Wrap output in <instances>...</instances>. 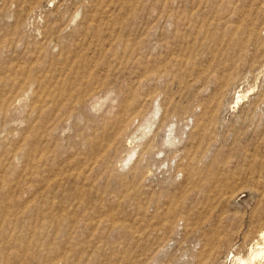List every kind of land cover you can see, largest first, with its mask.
<instances>
[{
	"label": "rangeland",
	"instance_id": "rangeland-1",
	"mask_svg": "<svg viewBox=\"0 0 264 264\" xmlns=\"http://www.w3.org/2000/svg\"><path fill=\"white\" fill-rule=\"evenodd\" d=\"M260 235L264 0H0V264H239Z\"/></svg>",
	"mask_w": 264,
	"mask_h": 264
},
{
	"label": "bare ground",
	"instance_id": "bare-ground-1",
	"mask_svg": "<svg viewBox=\"0 0 264 264\" xmlns=\"http://www.w3.org/2000/svg\"><path fill=\"white\" fill-rule=\"evenodd\" d=\"M261 236V235H260ZM264 239V235L261 236ZM263 259L264 260V248H260L251 253L250 258L248 260L237 259L239 264H254L256 260ZM235 260V259H234Z\"/></svg>",
	"mask_w": 264,
	"mask_h": 264
}]
</instances>
